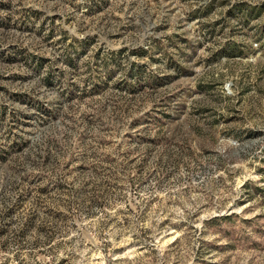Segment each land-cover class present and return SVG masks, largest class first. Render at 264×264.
<instances>
[{"label":"rangeland","instance_id":"rangeland-1","mask_svg":"<svg viewBox=\"0 0 264 264\" xmlns=\"http://www.w3.org/2000/svg\"><path fill=\"white\" fill-rule=\"evenodd\" d=\"M0 264H264V0H0Z\"/></svg>","mask_w":264,"mask_h":264}]
</instances>
